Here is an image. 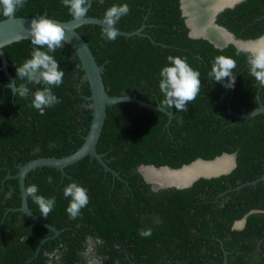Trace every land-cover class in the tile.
<instances>
[{"label":"trees","instance_id":"trees-1","mask_svg":"<svg viewBox=\"0 0 264 264\" xmlns=\"http://www.w3.org/2000/svg\"><path fill=\"white\" fill-rule=\"evenodd\" d=\"M180 0H91L87 16L103 19L108 7L127 3L129 14L117 29L141 34L102 38L103 26L85 23L76 30L103 64L102 79L110 95H132L161 109L121 101L106 106L96 143L104 162L120 178L105 171L89 155L64 168L40 167L25 176V189L36 184L38 194L55 197L52 212L42 217L27 196L31 211L58 233L35 223L18 210L20 194L17 165L40 156H63L83 142L91 120L88 82L72 48L50 53L64 70L63 83L52 91L60 103L41 115L27 99L15 96L0 69V264H264V113L238 121L226 110L246 113L264 104V86L249 72L247 55L234 45L217 48L203 38H192L182 15ZM45 13L50 18H72L62 0H27L16 17ZM0 13V20L4 19ZM216 23L236 38L264 34V0H242L222 10ZM31 39L4 46L8 71L16 86V67L31 58ZM46 51V46L44 49ZM169 55L186 57L200 71L201 88L188 104V112L165 108L159 73ZM218 55L236 60L235 86L225 88L208 77ZM228 80L225 78L224 83ZM44 85L29 84L34 93ZM166 110V112L164 111ZM171 112V116L167 114ZM235 154L230 172L200 177L186 188L154 190L138 168L161 165L178 168L195 159L211 160ZM258 179L255 183L253 180ZM76 181L88 191L89 203L75 219L66 211L70 197L63 192ZM245 217L244 226L233 229ZM151 229L141 237L139 231ZM224 251L226 255L224 257Z\"/></svg>","mask_w":264,"mask_h":264},{"label":"clouds","instance_id":"clouds-1","mask_svg":"<svg viewBox=\"0 0 264 264\" xmlns=\"http://www.w3.org/2000/svg\"><path fill=\"white\" fill-rule=\"evenodd\" d=\"M239 2H242V0H235L231 3L237 4ZM26 3L27 0H0V13L6 18H10L17 9L23 8ZM99 3L103 5L104 0H99ZM62 4L68 8L74 20H80L88 15L90 6L86 7V5H89V0H62ZM225 8L226 6H222L217 12L215 11L217 8H215L211 10V13H206L207 17L215 20L217 14ZM129 12L130 7L127 3L113 4L108 7L102 20V38L107 41H115L119 35L117 23ZM207 17L205 16V18ZM212 25L220 27L216 23ZM29 33L31 43L36 47L33 48L31 58L26 59L19 67H16V77L26 81V83H22L17 87L14 81L10 89L15 96L19 95L22 99H27L31 93L33 97L31 106L43 115L46 108H51L60 103L52 88L59 87L63 83L64 77V70L60 68L58 61L50 53H55L58 48L62 49L68 39L66 38L65 28L60 23L47 17L34 18L31 21ZM45 46L46 51L41 50ZM241 52L247 55L250 75L261 86H264V36H261L250 46L239 49L237 55ZM167 61L168 64L162 67L159 73L161 77L159 90L164 95L162 104L165 108L175 106L177 111L188 112V104L194 101L200 93V71L190 66L186 57L169 55ZM235 68L236 60L234 58L218 55L211 65L208 77L222 83L225 88H233L235 86V76L233 74ZM225 78L228 80L227 83H224ZM29 84H43L44 86L32 93L28 87ZM25 192L39 206L42 217L46 218L54 209L55 197L49 198L38 194L39 189L36 184L28 186ZM63 194L65 197H70L66 209L69 218L75 219L80 216L81 210L89 203L87 189L73 180L64 188ZM139 235L148 238L152 235V230L150 228L142 229L139 231Z\"/></svg>","mask_w":264,"mask_h":264},{"label":"water","instance_id":"water-1","mask_svg":"<svg viewBox=\"0 0 264 264\" xmlns=\"http://www.w3.org/2000/svg\"><path fill=\"white\" fill-rule=\"evenodd\" d=\"M91 0H89L90 4ZM180 8L182 15L185 17V24L189 28L188 35L192 38H203L212 43L217 48H223L227 46L228 44L234 45L237 49H242L244 47L239 46V43H253L257 39H238L236 38L231 32L227 31L224 28L222 29L224 32H226L229 36V39L222 43V42H215L211 39L210 34H208L209 31H201L193 32L192 28L189 24V21L191 18H194L191 13L184 12L183 5L184 0H180ZM89 5H86L88 7ZM221 7L217 8L215 11L217 12ZM194 13V12H193ZM199 15L201 18L207 17V14L204 16ZM41 17H47L48 19L53 20L54 22L60 23L64 28L66 32V38L68 39V42L65 44L69 45L72 50L74 51L75 55L77 56L79 62H80V68L84 73V76L88 82L89 91L90 94L87 96V100L90 101L91 105V120L90 125L87 133L83 137L82 144L73 152L63 155L60 157L57 156H40L33 159H30L23 164L17 165V172L15 174L8 173L6 175V178H17L18 181V188H19V194H20V206L17 208L18 210L24 212L27 216H29L35 223H39L41 225H44L51 229L54 232V235L58 233V230L49 224L44 223L41 221L29 208L27 203V195L25 192V176L27 173L31 170H34L36 168L40 167H54L58 170H60L61 174L64 175V168L72 163L77 162L78 160L82 159L83 157L89 155L90 158L96 159L103 167L105 171H109L112 173L113 176L120 178L117 171L110 168L102 159V154L97 152L96 150V143L98 141L99 135L101 133V129L103 126V122L106 116V106L111 105L116 102L121 101H133L137 103L139 106H145L147 108L151 109H161L159 105H151L149 103H146L145 101L139 99L136 94L132 95H110L108 94L107 90L105 89L104 82L102 79V70L104 68L103 64H98L95 60V57L93 53L91 52L88 43L83 39V37L80 35V33L76 30L79 26L85 23H92V24H98L100 26H103V19L100 17L95 16H87L84 18H81L80 20H74L73 17L67 20H58L55 18L48 17L45 13L43 14H37L31 17H16L13 15L10 18H4L0 20V69L3 71L4 75L6 76L8 80L7 86L13 85V77L10 75L8 71V61L6 59V56L3 52V47L11 44L13 42L22 40V39H31L30 37V27H31V21L36 18L39 19ZM213 18V16H212ZM211 24H214L212 20H210ZM214 26V25H213ZM215 27H217L215 25ZM141 28V27H140ZM140 28L134 31H123L118 29V33L120 35H126L130 36L133 34H141ZM206 30V29H205ZM264 36V35H263ZM232 92L230 93L228 100L226 102V110L229 114L236 117L238 121H245L251 118L252 116L258 114V113H264V104L260 101H258L257 107L251 109L250 111L246 113H237L233 111L230 107V98H231ZM166 112V110H164ZM167 114L171 116V112L167 111ZM222 157H228L231 161V164L228 168H225L223 171H215L212 173H200L196 175H191L188 177H183V171L190 169L192 166H194L197 163H211L215 162L218 159ZM235 166V154H227L223 153L220 156L215 157L211 160H204L201 158L195 159L189 164H184L178 168H170L166 165L161 166H154V165H140L138 170L143 175L146 182L151 184V187L156 190L159 188H167V187H175L178 189L189 187L195 180H197L200 177L203 178H210L214 176H219L221 174H226L231 171V169ZM151 171L149 174V178H147V175L145 173L146 170ZM171 173V180L162 179L160 180V177L157 176V173ZM260 179H264V172L261 175ZM258 179L253 180L252 183H255ZM243 223V219L236 221V226H240ZM224 257L226 255V251H224ZM93 264H102L98 260H93ZM223 264H226V259L224 258Z\"/></svg>","mask_w":264,"mask_h":264},{"label":"bare ground","instance_id":"bare-ground-1","mask_svg":"<svg viewBox=\"0 0 264 264\" xmlns=\"http://www.w3.org/2000/svg\"><path fill=\"white\" fill-rule=\"evenodd\" d=\"M235 0H184L183 9L184 12L191 13L194 18H191L189 24L193 32H198L203 29V31H209L210 37L215 42H226L229 37L221 29L213 27L210 23V20L207 18H201L200 16L206 13H211V10L218 8L219 6H224L230 4V2ZM194 12V13H193ZM200 15V16H199ZM206 29V30H205ZM253 43H239V46L248 47ZM231 164V161L228 157H222L215 162L211 163H197L192 166L190 169L183 171V177H188L191 175H196L200 173H212L217 171H223L225 168H228ZM145 175L149 178L151 171L148 169ZM157 176L160 177V180L167 179L171 180V173H157Z\"/></svg>","mask_w":264,"mask_h":264},{"label":"flooded vegetation","instance_id":"flooded-vegetation-1","mask_svg":"<svg viewBox=\"0 0 264 264\" xmlns=\"http://www.w3.org/2000/svg\"><path fill=\"white\" fill-rule=\"evenodd\" d=\"M233 2V1H232ZM235 4V3H234ZM234 4H232L231 2H230V4H226V5H224V6H226V8H232V7H234L235 5ZM234 5V6H233ZM220 13V12H219ZM218 13V14H219ZM218 14H217V16H218ZM217 16H216V18H217ZM213 23H216V19L214 20V18H213ZM211 24V23H210ZM216 24H218V23H216ZM212 25V24H211ZM213 26V25H212ZM218 26H220V27H222V28H224V29H226L227 31H229L226 27H224V26H222L221 24H218ZM213 27H215V26H213ZM215 28H218V27H215ZM218 29H220V28H218ZM222 30V29H221ZM223 31V30H222ZM224 32V31H223ZM229 32H231V31H229ZM229 32H228V34H229ZM226 33V32H225ZM232 33V32H231ZM227 34V33H226ZM227 34V35H228ZM261 36H263V35H260L259 37H257V38H254L253 40H255V39H259ZM229 37V36H228ZM214 41V40H213ZM254 43V42H253ZM241 44V43H240ZM262 175V174H261ZM241 219H243V223L240 225V226H236V221L233 223V225H232V228L233 229H240V228H242L243 226H244V223H245V217H243V218H241ZM240 219V220H241ZM238 221V220H237ZM98 260L97 258H95V257H93V258H91V260H90V264H93L92 263V261L93 260ZM98 261H100V260H98ZM101 262V261H100ZM102 263V262H101ZM103 264V263H102Z\"/></svg>","mask_w":264,"mask_h":264}]
</instances>
